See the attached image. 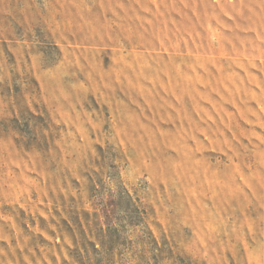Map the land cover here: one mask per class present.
Instances as JSON below:
<instances>
[{"label":"rangeland","instance_id":"1","mask_svg":"<svg viewBox=\"0 0 264 264\" xmlns=\"http://www.w3.org/2000/svg\"><path fill=\"white\" fill-rule=\"evenodd\" d=\"M0 264H264V0H0Z\"/></svg>","mask_w":264,"mask_h":264}]
</instances>
